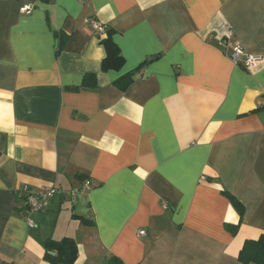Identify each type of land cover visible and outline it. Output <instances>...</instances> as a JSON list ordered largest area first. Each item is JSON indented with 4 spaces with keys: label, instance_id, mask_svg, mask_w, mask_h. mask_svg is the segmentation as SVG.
Returning a JSON list of instances; mask_svg holds the SVG:
<instances>
[{
    "label": "crops",
    "instance_id": "obj_1",
    "mask_svg": "<svg viewBox=\"0 0 264 264\" xmlns=\"http://www.w3.org/2000/svg\"><path fill=\"white\" fill-rule=\"evenodd\" d=\"M237 41L262 60L236 65ZM24 187L61 190L35 227ZM262 235L264 0H0V264H53L65 237L72 264H243Z\"/></svg>",
    "mask_w": 264,
    "mask_h": 264
},
{
    "label": "trees",
    "instance_id": "obj_2",
    "mask_svg": "<svg viewBox=\"0 0 264 264\" xmlns=\"http://www.w3.org/2000/svg\"><path fill=\"white\" fill-rule=\"evenodd\" d=\"M111 29H106V35L101 37V42L105 46L106 56L102 61V70L107 71L109 69H120L124 62L125 58L120 50L118 44L114 41L112 37ZM141 64L134 71L124 74L120 77L116 84L123 90L127 89L128 86L135 80V76L138 71L142 69ZM97 75L94 72H88L84 75L82 87L89 88L90 86H96ZM81 87V86H80ZM72 88V89H79ZM224 193L230 198L234 207L240 212H243L242 204L228 191ZM230 226V224H229ZM228 226V227H229ZM238 225H232L229 229L232 232H236ZM43 245L46 250L47 257L50 258L53 264H72L76 261L78 255V245L73 238L65 237L61 240H56L53 238H48L43 242ZM49 251H54L55 255L49 254ZM240 258L243 264L248 263H257L264 264V235L259 239H250L245 242L244 247L242 248ZM106 264H124L123 261L117 256L111 255L108 256Z\"/></svg>",
    "mask_w": 264,
    "mask_h": 264
},
{
    "label": "built area",
    "instance_id": "obj_3",
    "mask_svg": "<svg viewBox=\"0 0 264 264\" xmlns=\"http://www.w3.org/2000/svg\"><path fill=\"white\" fill-rule=\"evenodd\" d=\"M34 6L35 4L33 2H30L22 5L20 10L23 13H31L34 9ZM85 21L92 26L94 33L98 37L101 38L106 35L107 26L104 23L95 18H86ZM227 32L228 36H232L233 31L229 26H227ZM230 58L236 65H243L247 68L254 67L262 60L261 56L248 53L244 45L238 41L233 45V48L230 52ZM90 186L91 182L89 180H86L82 184V188H88ZM78 191L79 189H75L74 191H72L71 195L74 199ZM58 192H61V190L56 187H47L43 190H34L30 187H24L21 190L20 193L25 195L27 208L30 213V216L27 219L28 225L30 227H35L36 225L32 215L46 209L49 206L52 197ZM164 207H167V205H165ZM139 232L141 235H143L146 233V230L142 228L139 230Z\"/></svg>",
    "mask_w": 264,
    "mask_h": 264
},
{
    "label": "water",
    "instance_id": "obj_4",
    "mask_svg": "<svg viewBox=\"0 0 264 264\" xmlns=\"http://www.w3.org/2000/svg\"><path fill=\"white\" fill-rule=\"evenodd\" d=\"M150 59V58H149Z\"/></svg>",
    "mask_w": 264,
    "mask_h": 264
}]
</instances>
